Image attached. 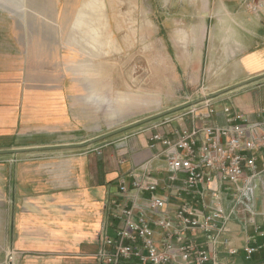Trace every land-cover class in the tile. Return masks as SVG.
I'll list each match as a JSON object with an SVG mask.
<instances>
[{
    "label": "crops",
    "instance_id": "obj_1",
    "mask_svg": "<svg viewBox=\"0 0 264 264\" xmlns=\"http://www.w3.org/2000/svg\"><path fill=\"white\" fill-rule=\"evenodd\" d=\"M186 6L189 13L182 20L171 19L182 26L171 24L168 42L188 85L205 81L212 93L264 73V4L255 11L243 0ZM9 27L8 35L0 34V151L42 149L0 154V264H99L94 256L98 236L103 229L114 231L110 206L119 197V179L130 181L128 172L144 165L154 177L163 176L165 161L155 156L162 146L150 148L149 136L157 129L168 133L177 124H143L113 136L99 153L88 151L91 145L79 147L95 138L82 136V122L100 99L90 91L83 95L81 79L68 72L64 19L29 24L26 34L16 23L10 21ZM77 39L76 33L68 37L75 46ZM211 103L210 123L224 122V106L253 119L264 104V78ZM190 119L185 116L184 125ZM244 198L257 212L254 224L245 225L246 214H239L220 234L235 253L221 243H207L217 264H264V180ZM246 247L254 248L249 258Z\"/></svg>",
    "mask_w": 264,
    "mask_h": 264
},
{
    "label": "built area",
    "instance_id": "obj_2",
    "mask_svg": "<svg viewBox=\"0 0 264 264\" xmlns=\"http://www.w3.org/2000/svg\"><path fill=\"white\" fill-rule=\"evenodd\" d=\"M247 6L255 11L263 3L248 0ZM180 111L155 125L175 121L168 133L157 129L149 136L150 148L162 146L155 156L164 159L165 174L154 177L144 165L128 172L130 181L119 179V197L110 206L114 231L98 236L99 264H217L207 243L235 253L220 234L239 214H246L245 225L254 224L257 212L244 197L264 180V104L253 119L224 106L222 124L209 122L211 99ZM107 143L88 151L99 153ZM213 184L219 187L210 190ZM253 251L245 248L248 258Z\"/></svg>",
    "mask_w": 264,
    "mask_h": 264
},
{
    "label": "rangeland",
    "instance_id": "obj_3",
    "mask_svg": "<svg viewBox=\"0 0 264 264\" xmlns=\"http://www.w3.org/2000/svg\"><path fill=\"white\" fill-rule=\"evenodd\" d=\"M200 1L0 0V34H9L10 21L26 34L29 24L64 19L67 40L62 53L68 72L75 73L76 81L81 79L83 95L90 91L100 99L82 122V136L92 138L211 93L205 81L192 86L185 82L168 42L171 24L182 26L171 19L182 20L181 15L189 13L186 4ZM63 7L65 11H57ZM73 30L80 35L76 46L68 41ZM85 51L94 56L87 59ZM84 61L90 64L80 65Z\"/></svg>",
    "mask_w": 264,
    "mask_h": 264
},
{
    "label": "water",
    "instance_id": "obj_4",
    "mask_svg": "<svg viewBox=\"0 0 264 264\" xmlns=\"http://www.w3.org/2000/svg\"><path fill=\"white\" fill-rule=\"evenodd\" d=\"M263 78H264V73L256 75V76H253V77L248 78V79H246L244 81L235 83V84L227 86V87H225V88H223L221 90H218V91L212 92L210 94H207L206 96H202L201 98H199L197 100H194L192 102H189V103H186V104H182L180 106H177L175 108H172V109H169V110L157 113V114L150 115L148 117L136 120V121H134V122H132L130 124H127L125 126L117 128L115 130H111V131L106 132V133H104V134H102L100 136H97V137H95V138H93V139H91V140H89L87 142H83L81 144H78V146L79 147H86V146H90V145H93V144L98 143V142H102V141H104V140H106L108 138H111V137L119 134V133H122V132H125L127 130L136 128V127L141 126L143 124L158 120V119H160L162 117H165V116H167V115H169L171 113L178 112V111L186 108L189 105H194V104H196L198 102H201V101H204V100H208V99H212V98L217 97V96H219L221 94L229 92V91H231L233 89H236V88L244 86L246 84L261 80ZM66 147H68V146H66ZM39 149H42V148H22V149L5 150V151H0V154H9V153L10 154H17V153H24V152H29V151L39 150Z\"/></svg>",
    "mask_w": 264,
    "mask_h": 264
}]
</instances>
